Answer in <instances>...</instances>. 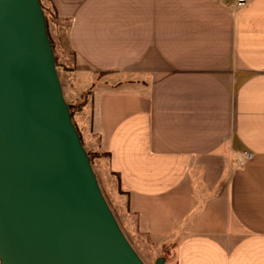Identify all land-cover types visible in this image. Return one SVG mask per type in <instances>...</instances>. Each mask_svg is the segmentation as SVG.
Masks as SVG:
<instances>
[{
	"label": "crops",
	"instance_id": "0c3cea01",
	"mask_svg": "<svg viewBox=\"0 0 264 264\" xmlns=\"http://www.w3.org/2000/svg\"><path fill=\"white\" fill-rule=\"evenodd\" d=\"M40 2L138 235L164 264H264V0Z\"/></svg>",
	"mask_w": 264,
	"mask_h": 264
},
{
	"label": "water",
	"instance_id": "95a60500",
	"mask_svg": "<svg viewBox=\"0 0 264 264\" xmlns=\"http://www.w3.org/2000/svg\"><path fill=\"white\" fill-rule=\"evenodd\" d=\"M0 264H145L72 121L40 0H0Z\"/></svg>",
	"mask_w": 264,
	"mask_h": 264
},
{
	"label": "rangeland",
	"instance_id": "374dc122",
	"mask_svg": "<svg viewBox=\"0 0 264 264\" xmlns=\"http://www.w3.org/2000/svg\"><path fill=\"white\" fill-rule=\"evenodd\" d=\"M41 6L46 16L48 37L53 45L52 50L55 57V65L61 82L63 95L67 104L74 110L72 121L81 137V142L87 153L93 158L91 164L102 194L115 219L117 220L122 232L129 241L130 245L136 251L138 256L141 258V260L145 264H155V261L158 257L165 256L167 258V255L162 251L159 252L158 248L154 246L151 239H146L143 236L138 235V233L134 229L133 224H131L123 214L125 203L123 202L122 198H120V205L118 203V200L114 198L116 192L112 191L113 189L111 188V183L107 181V178L105 177V164L102 162H98V160L105 159L106 156L99 157L102 154L96 153V150H94V147L91 145V135L89 132V112L87 110H82L81 112L80 108H78V103L82 100L81 97L74 101L73 96L70 94V92H68L67 80H65L64 77V72L66 71V69L62 63L63 47L55 39L52 29V20L49 16L48 10L42 4ZM88 96L89 95L86 96V101Z\"/></svg>",
	"mask_w": 264,
	"mask_h": 264
},
{
	"label": "trees",
	"instance_id": "16d2710c",
	"mask_svg": "<svg viewBox=\"0 0 264 264\" xmlns=\"http://www.w3.org/2000/svg\"><path fill=\"white\" fill-rule=\"evenodd\" d=\"M42 7V6H41ZM43 9V8H42ZM44 12V11H43ZM44 16H45V13H44ZM45 19H46V16H45ZM46 26H47V21H46ZM47 33H48V31H47ZM51 42V41H50ZM51 46H52V48H53V45H52V43H51ZM87 95H89V92H85V93H83L82 95H81V101L78 103V108H81V107H83L84 105H85V103H86V96ZM70 107V113H71V117L73 116V109H72V107L71 106H69ZM80 139H81V137H80ZM88 156H89V158H90V161H91V163H92V157L88 154ZM99 156V155H98ZM97 156V157H98ZM102 156H105V154H102V155H100L99 157H102ZM173 246L174 245H169V246H162V252H164V253H167L168 252V249L169 248H173ZM161 257H164V258H166L165 256H161Z\"/></svg>",
	"mask_w": 264,
	"mask_h": 264
},
{
	"label": "built area",
	"instance_id": "2783aa9c",
	"mask_svg": "<svg viewBox=\"0 0 264 264\" xmlns=\"http://www.w3.org/2000/svg\"><path fill=\"white\" fill-rule=\"evenodd\" d=\"M252 1L253 0H233V6L236 9L241 8V7L248 5ZM242 156L245 158V160H251L253 157L251 153H244ZM239 162H240V165L244 163V161H239Z\"/></svg>",
	"mask_w": 264,
	"mask_h": 264
}]
</instances>
